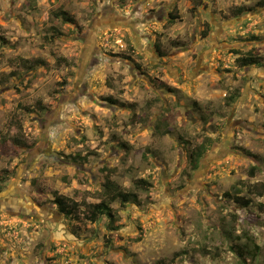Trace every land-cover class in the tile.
Masks as SVG:
<instances>
[{"label":"rangeland","instance_id":"rangeland-1","mask_svg":"<svg viewBox=\"0 0 264 264\" xmlns=\"http://www.w3.org/2000/svg\"><path fill=\"white\" fill-rule=\"evenodd\" d=\"M259 1L0 0V264H264ZM107 179L116 231L85 216Z\"/></svg>","mask_w":264,"mask_h":264},{"label":"trees","instance_id":"trees-1","mask_svg":"<svg viewBox=\"0 0 264 264\" xmlns=\"http://www.w3.org/2000/svg\"><path fill=\"white\" fill-rule=\"evenodd\" d=\"M259 5H261L264 8V0L259 1ZM244 12V10H243ZM175 15V14H174ZM171 14L172 21L169 25H174V20L177 19V16H174ZM57 18H62V20L66 23L74 24V20L69 17V15L66 12H60V14L56 15ZM209 26L207 25L206 28ZM205 28L204 35L206 36L208 29ZM159 49V46H157ZM233 53L235 55H240L239 51L234 50ZM129 59V58H127ZM237 64H239L242 67H249V66H260L262 64V58L252 51L248 52L246 55H241L239 58H237ZM233 99V98H232ZM107 101H110L111 103L114 102L111 98H108ZM16 143L20 144L19 141L15 140ZM205 151L204 146H199L192 150L190 154V165L193 170L198 169L200 162L203 158ZM253 175V174H252ZM151 187V183L148 180L141 179L135 182V188L141 189L144 191H148ZM261 188V190L259 189ZM255 189L260 197H264V184L255 186ZM1 192V189H0ZM103 198L100 199L98 203L94 204H85L87 214L86 219L90 221L92 224H97L102 218H107L110 221L109 230L110 231H116L118 230V226H115L116 223V214L115 210L112 207V205L119 201L122 205L128 204L130 202H137L138 201V195L136 192H123L115 185L113 181L110 179H107L105 183V189L103 192ZM237 203L243 205L244 207L250 206V200H245L244 198H236ZM55 204L58 207V210L65 215L66 217H72L76 211H78L81 208V205L83 202H74L70 199H67L65 197H56L55 198ZM261 207L264 209V205H261ZM253 239L249 238L248 242L241 245V244H235L232 247V251L237 254V256L241 259H244L245 253H249L252 251V246L250 244H253ZM251 248V250H250ZM255 251L259 250L258 246L254 247Z\"/></svg>","mask_w":264,"mask_h":264},{"label":"flooded vegetation","instance_id":"flooded-vegetation-1","mask_svg":"<svg viewBox=\"0 0 264 264\" xmlns=\"http://www.w3.org/2000/svg\"><path fill=\"white\" fill-rule=\"evenodd\" d=\"M135 13H138V8L135 10V11H132L131 13H130V21H128V22H130L131 24H133V30L134 31H137L136 30V28H134V25H142V23H141V19L140 20H137V19H135ZM171 14H173V13H171ZM171 14H168V21H167V23H169V22H171L172 21V19H171ZM174 15V14H173ZM129 16V15H128ZM174 16H177L176 14L174 15ZM143 19V18H142ZM74 20V19H73ZM174 21H176V19L174 20ZM74 22H75V20H74ZM69 24H71V23H69ZM75 24V23H74ZM74 24H72V25H74ZM159 51H160V48H159ZM160 55H161V53H160ZM160 59L162 60V56H160ZM160 60V61H161ZM159 64H160V62H159ZM161 65V64H160Z\"/></svg>","mask_w":264,"mask_h":264}]
</instances>
